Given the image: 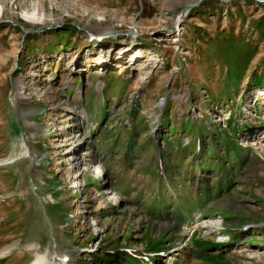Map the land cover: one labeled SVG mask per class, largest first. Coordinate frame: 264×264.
<instances>
[{
    "label": "rangeland",
    "instance_id": "obj_1",
    "mask_svg": "<svg viewBox=\"0 0 264 264\" xmlns=\"http://www.w3.org/2000/svg\"><path fill=\"white\" fill-rule=\"evenodd\" d=\"M0 7V264H264V0Z\"/></svg>",
    "mask_w": 264,
    "mask_h": 264
},
{
    "label": "bare ground",
    "instance_id": "obj_2",
    "mask_svg": "<svg viewBox=\"0 0 264 264\" xmlns=\"http://www.w3.org/2000/svg\"><path fill=\"white\" fill-rule=\"evenodd\" d=\"M185 10H188V7L185 8ZM2 11V7H0V13ZM185 13V12H183ZM23 15L27 18V19H31V20H34V21H40V18L38 17L37 15V12L34 11V12H24ZM215 222H217L216 220H210L208 222H204L203 224H205L206 228L208 230H211L212 229V226L213 224H215ZM214 231V230H213ZM215 232V231H214ZM218 233V232H217ZM14 245H11V246H8L7 248L3 249V253H6L8 251H10L12 249ZM47 263V258L46 256L44 255H40V254H37L35 256V260L33 261L32 264H46Z\"/></svg>",
    "mask_w": 264,
    "mask_h": 264
},
{
    "label": "trees",
    "instance_id": "obj_3",
    "mask_svg": "<svg viewBox=\"0 0 264 264\" xmlns=\"http://www.w3.org/2000/svg\"><path fill=\"white\" fill-rule=\"evenodd\" d=\"M102 115H105L104 113H102ZM131 261H133V260H131Z\"/></svg>",
    "mask_w": 264,
    "mask_h": 264
},
{
    "label": "water",
    "instance_id": "obj_4",
    "mask_svg": "<svg viewBox=\"0 0 264 264\" xmlns=\"http://www.w3.org/2000/svg\"><path fill=\"white\" fill-rule=\"evenodd\" d=\"M200 1H202V0H200ZM188 9H189V7H188Z\"/></svg>",
    "mask_w": 264,
    "mask_h": 264
}]
</instances>
